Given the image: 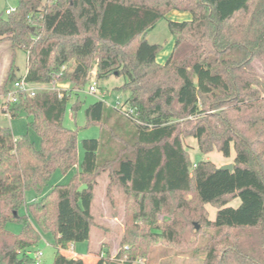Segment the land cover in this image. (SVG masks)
<instances>
[{
  "label": "trees",
  "instance_id": "obj_1",
  "mask_svg": "<svg viewBox=\"0 0 264 264\" xmlns=\"http://www.w3.org/2000/svg\"><path fill=\"white\" fill-rule=\"evenodd\" d=\"M171 11L191 19L167 21L174 45L159 64L162 47L146 33ZM2 42L11 49L3 93L22 76L82 88L96 66L98 81L123 77L117 89L128 93L122 107L133 115L103 101L88 105L86 120L99 126L101 139L82 140L80 171L26 206L27 191L41 194L56 170L66 174L77 163V131L63 126L72 92L19 96L1 108L10 119L24 112L40 147L0 128V264H33L40 232L54 239L51 264H85L63 250L90 239L95 177L105 169L108 188L126 194L128 225L120 251L96 255L94 264L148 260L160 244L184 252L201 232H192L194 222L213 231L203 264H264V0H17L0 15ZM15 50L26 56L21 76ZM79 108L77 100L72 109ZM102 138L117 149L100 161ZM186 138L204 156L218 151L229 159L233 152L232 170L191 162ZM230 198L238 203L228 205ZM205 205L216 207L211 220ZM9 223L20 232L8 231ZM247 231L260 235L257 249L243 244Z\"/></svg>",
  "mask_w": 264,
  "mask_h": 264
},
{
  "label": "rangeland",
  "instance_id": "obj_2",
  "mask_svg": "<svg viewBox=\"0 0 264 264\" xmlns=\"http://www.w3.org/2000/svg\"><path fill=\"white\" fill-rule=\"evenodd\" d=\"M17 7V0H0V15L6 17V10L15 9ZM191 16L188 12L171 11L167 13L161 20H159L155 27L146 33V41L151 44L160 45L162 48L157 54V61L166 60L173 48L174 40L169 32L167 21L181 22L190 20ZM11 58V49L8 43H0V94L3 93L1 85L5 79V75L8 69ZM14 62L17 67L16 75L21 76L26 70V56L20 50L14 51ZM164 62V61H163ZM76 63L71 62L68 66L69 70L75 68ZM260 72V68H256ZM88 81L82 88H74L71 90V99L67 104L65 114L63 116V126L67 129L77 131V163L66 174H62L56 170L48 185L43 189L41 194H36L32 191L25 193V205H29L35 200L40 199L41 196L50 192L52 187L56 185L67 184L73 175L80 171V164L83 159L84 153L81 147V141L86 139H101L99 126L97 124H89L86 120L85 109L88 105L98 101L101 97L104 98L108 106L115 107L116 104L122 105L124 100L128 97L127 92H121L117 87L123 83V77L118 76L117 73L110 75L107 78L97 80L96 66H94L89 73ZM90 81L97 82V94L91 95L87 93V87ZM59 89L69 90L71 85L69 82H59L55 85ZM77 90V91H76ZM41 93H38L40 95ZM79 100L80 108L73 110L72 105ZM119 116H114L113 120H117ZM122 124L126 122L119 118ZM27 119L25 113L21 111L17 117L10 119L7 114L2 113L0 103V128L9 127L14 137L27 134L29 140L33 143L34 147L38 149L40 147V139L38 135L31 129H27ZM186 149L189 151V159L191 162L200 160H209L214 166L221 167L231 164V160L234 156L232 152L229 159H225L218 151H213L212 154L204 156L198 150H195V141L192 138H186L184 140ZM117 146L115 144H109L108 140H101L99 148V160H105L115 156ZM108 170H102L95 177L96 186L93 190V203L91 207V214L93 217V225L90 230V239L81 243L70 242L68 247H73V253L80 255L82 258L88 259V248L92 249V254L96 259L97 256H106L107 253L110 257L116 255L120 251V240L125 233L127 227L126 208H128V200L124 191L116 184H112L109 188L110 179L107 174ZM238 200L236 198H230L227 200L228 205H236ZM204 209L208 216V219L214 218V212L216 207L205 205ZM25 212V207L20 210V214ZM158 224L162 222V215L157 219ZM7 230L11 233L17 234L21 230V226L17 223L7 224ZM192 232L195 234L199 230L201 232L196 236L194 245L184 252L175 248H170L164 244L158 245L157 249L146 260V258L136 259L133 264H203L206 254L205 239L208 235L213 233L212 230L206 229L202 224L193 223ZM243 244L253 249H257L260 235L256 231H247L242 235ZM54 239L51 234L40 232V241L35 250L41 252L39 258V264H51L54 257ZM156 246V245H155ZM124 250H127L124 247ZM68 251V250H63ZM100 253V254H99ZM97 255V256H96Z\"/></svg>",
  "mask_w": 264,
  "mask_h": 264
},
{
  "label": "built area",
  "instance_id": "obj_3",
  "mask_svg": "<svg viewBox=\"0 0 264 264\" xmlns=\"http://www.w3.org/2000/svg\"><path fill=\"white\" fill-rule=\"evenodd\" d=\"M14 9L6 10V14H10L13 12ZM56 81L49 84H31L24 80V76H22L20 79L14 81L9 88L8 91L5 93L0 94V103L1 108L4 110H7L8 106L11 104H14L18 101L19 96H27L29 98L35 97L38 93L44 92V91H56L58 93V97L62 96L63 91L71 92L70 90H62L55 86ZM87 93L91 95L97 94V82L96 81H90L87 87ZM77 91V90H76ZM98 101H103L105 104L106 101L103 97L99 99ZM123 105L119 106V104H116L114 108H121L122 113L126 117H130L133 115V109H128L126 107H122ZM133 120V119H132ZM71 252H73L72 246L69 248ZM41 252L36 251L33 255V264H39V258L41 257Z\"/></svg>",
  "mask_w": 264,
  "mask_h": 264
},
{
  "label": "crops",
  "instance_id": "obj_4",
  "mask_svg": "<svg viewBox=\"0 0 264 264\" xmlns=\"http://www.w3.org/2000/svg\"><path fill=\"white\" fill-rule=\"evenodd\" d=\"M163 61H165V60H163ZM163 61H159V64H163ZM157 62H158V61H157ZM72 249H73V247H72ZM91 251H92V249H89V248H88V259H89V261H90L89 264H94V263L96 262V259L94 258V256H93V254H92ZM63 253H65V254L68 255V256H74V255H75L73 252L70 251V249H68L67 252L64 251ZM77 256H78V255H77ZM79 256H80V255H79ZM81 258H82V257H81ZM82 259H83V261H84L85 264H88L86 258H82Z\"/></svg>",
  "mask_w": 264,
  "mask_h": 264
},
{
  "label": "water",
  "instance_id": "obj_5",
  "mask_svg": "<svg viewBox=\"0 0 264 264\" xmlns=\"http://www.w3.org/2000/svg\"><path fill=\"white\" fill-rule=\"evenodd\" d=\"M79 69H81V67H78V69H76V71H78ZM220 169L224 170V171H229V170H232V166H231V164L224 165V166H221Z\"/></svg>",
  "mask_w": 264,
  "mask_h": 264
}]
</instances>
